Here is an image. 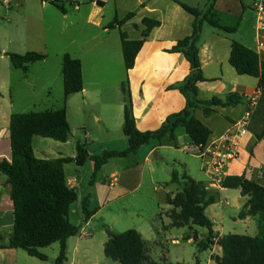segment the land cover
<instances>
[{"label": "crops", "instance_id": "crops-1", "mask_svg": "<svg viewBox=\"0 0 264 264\" xmlns=\"http://www.w3.org/2000/svg\"><path fill=\"white\" fill-rule=\"evenodd\" d=\"M59 1L65 6L66 12H61L51 0H0V162L12 161L11 116L24 113L14 110L13 88L17 87L18 95L21 93V99L27 98L30 106L50 103L53 89L50 78L52 72H49L48 63L53 51L48 38L52 34L56 35L55 40L63 39V49H55L53 53L57 59L56 67L58 68V61L60 66L62 65L65 54L79 59L82 62L84 88L80 93L70 95L66 101L63 90L62 108L66 109L71 127L70 139L67 142H59L63 143V146H58L59 157L49 159L50 151H46L43 143L40 156L36 155L35 139L39 137H34L33 150L38 159H75L77 144L81 143V140H73L75 128L84 133L87 141L82 144L86 146L90 157L101 156L105 151L126 150L129 143L123 133V126L127 95L132 105L136 127L140 132L158 130L168 117L185 109L186 98L172 87L186 79L191 67L182 53L171 50L179 41L193 34L197 19L180 4L202 12V16L198 18V21H202L198 46L206 81L198 85V99L209 101L216 97L225 100L227 96L235 95L232 104L215 107V113L210 116H206L202 108L195 110V117L211 130L210 140L222 135L240 120L248 108L249 99L260 90L258 78L239 75L230 64L233 41L257 52L264 63V30L259 29L253 8L255 0ZM211 4L214 5L213 16L216 21L223 26L236 28L234 33L228 34L203 21L202 17L208 13ZM131 13L133 17L122 25L115 23L116 19L123 20ZM144 19L158 21L160 25L149 33L136 57L134 67L129 71L125 68V80L118 79L116 82L106 83L100 80L98 75L97 80L87 79V74H100V70L107 67V62L104 61L106 59L114 60L117 67H120V57L124 63L120 34L126 33L130 40L142 39L146 30ZM28 52L44 54L46 59L30 65L27 72L15 69L7 54L25 55ZM125 83L126 92L123 90ZM24 90H27V93ZM256 129L260 131L259 127ZM112 134L119 136L115 140L102 141L103 137L110 138ZM69 146L72 150L67 148ZM191 146L193 143L185 129L179 127L175 132L174 142L168 137L162 141H153L143 145L134 156L110 159L96 173L94 162L89 159L94 180L86 190L81 176L78 175L79 167L82 166H78L75 161L66 163L64 171L67 183L78 195L73 205L81 203L80 217L82 223L86 224L85 227L76 225L80 228L79 234L68 239L66 262L78 264L81 263V256L82 259L90 256V247L82 250L83 240L92 236L91 233H85L86 226L96 217H100L105 209H109L112 213L110 218L116 220L124 214H129L125 199L141 189L145 190L148 202L151 203V213L146 215L150 223L147 228L145 224L142 226L146 233L155 236V243L163 245V240L159 238L162 232L156 226L155 220L161 205L165 204L166 196L181 189L180 185L171 182L173 171L204 183L209 192L219 196L218 200L206 209L207 216L213 222L214 234L217 235L215 243L207 250L199 249V243L206 240L208 230L203 236L198 234L197 240L188 241L195 242L200 253L209 252L205 263L199 256L195 262L198 260L201 264H215L213 258L222 254L217 244L218 238L222 236H256L257 218L239 217L248 197L243 196L240 189L208 187L210 179L203 170L201 160L187 151ZM177 153L181 154L180 157H177ZM74 166L76 168L70 170V167ZM226 172V178L245 176L264 187V135L259 139L250 128V134L242 143L238 159L226 168ZM168 178L170 181H167ZM11 190L8 176L0 171V264H55L60 245L52 256L46 253L48 247L41 249L47 256L45 261L30 256L22 249L9 247L15 218ZM120 201H123V205L116 207ZM83 202L87 203L89 211L94 212L89 221H84ZM138 231L144 238L143 231ZM193 231L197 232L194 228ZM165 238L172 243L179 242L176 236Z\"/></svg>", "mask_w": 264, "mask_h": 264}, {"label": "trees", "instance_id": "trees-1", "mask_svg": "<svg viewBox=\"0 0 264 264\" xmlns=\"http://www.w3.org/2000/svg\"><path fill=\"white\" fill-rule=\"evenodd\" d=\"M53 3L61 12L67 11L59 0ZM180 5L197 19L193 34L179 41L171 50L182 53L190 63L189 75L183 82L172 87L184 95L187 104L182 112L168 117L158 130L140 132L137 129L132 105L127 95L123 126V133L129 143L126 150L105 151L101 156L90 157L86 146L78 143L75 159L42 160L35 156L33 139L38 136L67 142L71 136V127L67 120L66 109L15 113L11 116L12 161L0 162V171L8 176L12 186L11 198L15 209L14 229L9 247L22 249L30 256L45 261L47 256L41 252V249L58 243L60 252L55 264L66 262L67 241L78 235L80 231V228L70 221L71 207L77 201L78 195L67 183L64 171L66 163L75 161L78 166H84L89 159H92L96 173L110 159L134 156L143 145L153 141H162L168 137L174 142L175 132L179 127L185 129L193 145L205 146L209 142L212 132L195 117V110L202 108L205 115L210 116L215 113V107L232 104L235 95L231 94L225 100L216 97L209 101L198 99V85L206 81L198 46L202 24L198 18L202 16V12L184 4ZM213 10L214 5L211 4L208 13L202 17L203 21L228 34L234 33L236 28L223 26L216 21ZM132 17V13L128 14L123 20L116 19L115 23L122 25ZM143 24L146 30L140 40H130L124 32L120 34L127 71L134 67L136 57L149 33L160 25L158 21L150 19H144ZM7 56L15 69L24 72L29 70L30 65L46 59V55L37 52H28L25 55L8 53ZM230 64L239 75L259 79L262 95L253 116L251 131L260 139L264 135V63L257 52L233 41ZM62 74L66 101L70 95L83 91L82 62L70 54H65L62 60ZM123 90L126 92V83L123 85ZM256 127H259L260 131H257ZM171 182L180 185L181 189L166 196L165 204L171 207L169 213L171 222L168 227L206 228L208 236L205 241L199 243V249H209L215 243L217 235L214 234L213 222L207 216L206 209L218 200V194L209 192L204 183L186 174L180 175L177 171L172 172ZM223 188L240 189L242 195L248 197L239 217L257 218L258 234L254 237L230 234L218 238L217 244L222 254L213 258L215 264H264V187L248 180L245 176H231L225 178ZM93 213L89 211L87 203L83 202L84 221H89ZM190 239L197 240L198 237L196 234H191L185 238L186 241ZM148 251V242L135 229L111 234L104 248L105 256L119 264H183L154 261L148 255ZM194 264L201 263L197 260Z\"/></svg>", "mask_w": 264, "mask_h": 264}, {"label": "rangeland", "instance_id": "rangeland-1", "mask_svg": "<svg viewBox=\"0 0 264 264\" xmlns=\"http://www.w3.org/2000/svg\"><path fill=\"white\" fill-rule=\"evenodd\" d=\"M58 29H60L58 27ZM55 34H52L48 38V42L51 47V59L49 61V72H52L50 78L52 81V98L50 99V103L46 105H37L36 107L30 106L27 102V98L21 99L22 94L20 93L18 95V91L16 90L17 87L13 88V102H14V110L15 111H24L30 112V111H42L48 108L58 109L63 107V77H62V65L60 66V63L58 61V68L56 67V55L55 49H63V39H56L55 40ZM63 38V37H62ZM120 67L118 65H115V61L112 59H106L104 60L107 62V67L100 70V74H96V72L92 74H87V79L91 80H97V75L103 82L106 83H113L116 82L118 79L125 80V67L123 63L122 57H120ZM25 91V90H24ZM27 91V90H26ZM25 91V92H26ZM27 93V92H26ZM119 135L112 134L110 138L103 137L102 141L107 140H115L118 138ZM73 140L76 142L77 140H81V143H86V138H84V133L81 131L74 130V138ZM90 142V141H89ZM43 143L45 145L46 151H50L48 158L49 159H55L59 157L57 155L58 151L60 149L58 146H63V143H59L53 139H44V138H36L35 139V147H36V155L40 156V149H43V146L41 145ZM53 144V145H52ZM54 146V148L49 147ZM71 146V145H70ZM67 147L72 150V147ZM50 149V150H49ZM177 157H180V153H177ZM186 157V156H183ZM187 159H191L188 156ZM70 167V170H73ZM80 169V175L82 181L84 182V190H86L91 183L94 180V172L91 169V161H88L85 166L79 167ZM178 170L179 167H177ZM74 172V171H72ZM70 173V171L68 172ZM71 174V173H70ZM170 178H168L167 181ZM174 186V185H171ZM159 201V199H158ZM125 203L130 211L129 214H124L121 218L112 219L110 218V215L112 214L109 209H105L103 214L100 217H96L94 221L89 225L86 226V232L85 233H91V238L84 239L82 244V250H86L87 247L90 251V256L83 257L86 259H82L81 256V263L78 264H119L118 262L113 261L112 259H109L105 256L104 253V245L109 240L110 234H120L125 231H128L130 229H135L138 231V229H141L143 231L144 238L148 242V255L150 258L154 261L163 263L166 261L167 263H183V264H194L196 257L199 256L200 260L205 263L206 259L209 255L208 251L205 252H199L198 246L193 241H186L185 237L187 235L196 234L198 237L203 236L207 229L203 227L193 226V228L190 229L189 227L185 228H169L168 225L170 224L171 220L169 218V213L171 211V207L162 204L161 209H159L158 216H156L155 224L162 232V236L159 237L161 240H163V245H158V242L155 243V236L149 233H146L142 225H146V228L149 225V220L147 219L146 215L148 213H151V203L148 202L146 193L144 189H141L139 192L135 193L134 195L127 197L125 199ZM123 205V201L118 202L115 206ZM115 206L112 208L114 210ZM81 203H77L73 205V213H71L70 221L74 225H82L85 227V223H82L81 217ZM151 221V220H150ZM168 230V231H167ZM170 236H176L179 239V242L172 243V241H167L165 237ZM159 239V240H160ZM57 248H59V244L55 243L52 246L48 247L46 250L47 255L52 256L55 251H57ZM166 258V259H165ZM85 260H89V262H86ZM86 263H85V262ZM65 264H70L69 262H65ZM77 264V263H76Z\"/></svg>", "mask_w": 264, "mask_h": 264}, {"label": "built area", "instance_id": "built-area-1", "mask_svg": "<svg viewBox=\"0 0 264 264\" xmlns=\"http://www.w3.org/2000/svg\"><path fill=\"white\" fill-rule=\"evenodd\" d=\"M55 2V0H51ZM257 15L259 29L264 30V0H255L253 5ZM261 91L249 99V105L242 116L229 130L222 135L210 140L205 146L193 145L187 149L195 154L203 164V170L209 176L208 187L223 189L226 178V168L238 159L242 143L250 134L253 116L257 109Z\"/></svg>", "mask_w": 264, "mask_h": 264}, {"label": "water", "instance_id": "water-1", "mask_svg": "<svg viewBox=\"0 0 264 264\" xmlns=\"http://www.w3.org/2000/svg\"><path fill=\"white\" fill-rule=\"evenodd\" d=\"M110 236H111V234H110Z\"/></svg>", "mask_w": 264, "mask_h": 264}]
</instances>
